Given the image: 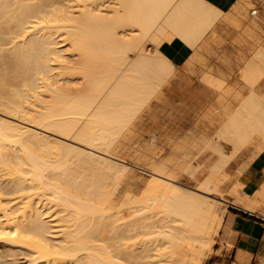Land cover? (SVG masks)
<instances>
[{"label":"bare ground","instance_id":"obj_1","mask_svg":"<svg viewBox=\"0 0 264 264\" xmlns=\"http://www.w3.org/2000/svg\"><path fill=\"white\" fill-rule=\"evenodd\" d=\"M222 11L209 0H0V246L8 255L20 250L27 264H201L224 215L221 170L252 137L264 146V93L251 88L264 73V45L240 70L251 89L206 141L218 155L199 184L112 148ZM69 163L82 176L98 172L94 185L72 178ZM130 168L149 178L124 218L108 185ZM244 187L239 179L227 191L253 209L264 186L258 197ZM136 233L147 235L138 246L129 241Z\"/></svg>","mask_w":264,"mask_h":264},{"label":"rangeland","instance_id":"obj_2","mask_svg":"<svg viewBox=\"0 0 264 264\" xmlns=\"http://www.w3.org/2000/svg\"><path fill=\"white\" fill-rule=\"evenodd\" d=\"M252 9L256 10L255 14H250V10ZM244 10L248 19H254L252 20L254 25L257 24L255 20L259 22V27L255 31L256 34H246L243 30L241 33V27L239 25L223 26L218 24L215 27L217 32L211 31L208 35L210 38L208 47L205 49L199 47L198 53V47L194 48L188 57L194 58L187 59L177 65L174 75L151 98L149 97L144 107L142 106L140 108L141 110L137 112L138 114H136L130 126L115 142V147L112 148L113 152L125 161L137 163L142 167L155 164L156 167L162 168L167 174L186 185L196 186L199 184L210 172L209 164L215 161L218 155L214 153L216 151H214L209 143H205L204 147L202 143V141L211 138L215 134L221 121V117L219 116H217V119L212 118L208 113V109L212 107V103L216 100L219 101V104H229L230 108H234L241 100L240 98L246 95L253 86L250 88L249 84L241 77V66L245 62V59L248 60L250 54L252 55V51L254 53L256 48L264 45V0H247L244 4ZM239 79L243 80L242 83H240ZM214 81L215 83H213ZM256 87L264 91V76H261ZM216 110H218V107ZM219 114L221 113L219 112ZM218 141L223 144L224 154L231 153L229 152L231 147L228 143H225L220 138ZM259 143L260 139L258 137H252L232 156L226 167L221 170V174L227 172L229 175H227L228 179L221 183V191L226 199L234 200L227 189L234 180L239 167L241 165L246 166L256 157L264 153V147L261 149L258 148L260 146ZM50 156L51 159L54 158V156ZM73 160L75 163L74 157L70 161L73 163ZM187 164L197 166L196 170L192 171V175L186 172ZM68 166L71 177L73 175L72 178L75 177L74 173H76V176L79 173L81 175L80 171L77 172L78 168L75 169L76 164L72 165L69 163ZM70 167L75 171L70 169ZM146 168L149 167L147 166ZM81 171L83 172V170ZM70 172L68 171L67 174L69 175ZM92 172L98 174V172H94L93 170ZM92 172L91 174H93ZM47 173V176L49 174L51 175H49L50 179L52 178V174L55 175L54 178L58 177V173ZM220 173L219 175L221 176ZM96 174L93 175L96 177ZM82 175L80 177L78 176L80 179L77 178V181L80 180L82 182L79 183L80 185H83L84 182L88 186L89 184L94 185V176L91 179L86 174L85 176L88 175V178L86 177L87 180H85V176ZM59 178L62 182L69 180V176L66 177V174H62V176L59 174ZM148 178L147 173L140 172L136 168H130L118 179L114 178L116 183L114 179L109 181L108 186L112 184L108 188L112 200V209L116 210L119 204V211L122 214L119 211L118 214L124 216V218L125 215L128 216L127 212H130L128 210L129 207H127L129 197L132 195V197H138L142 194L141 191L145 187L144 185L147 183ZM89 179L92 180V183L88 182L90 181ZM227 204L228 202L218 203L217 212L224 211L225 214L228 209ZM120 226L119 228L121 230L123 228V230L121 231L119 229L117 232L122 234L125 232V227L124 225L123 227ZM220 229H222L221 234ZM220 229L214 235L215 240L209 251L210 253L203 258L201 264H247L246 259L243 257L231 261L233 259L227 256L223 261V253L230 249L231 242L228 240L230 232L223 234V227L221 226ZM124 234L126 235V233ZM124 234L122 235L124 236ZM140 234L138 235L136 233V236L129 239V241L134 239V243L136 242L134 245H140L143 238L147 236L142 233ZM110 235L112 234H109V237ZM113 238H115V235ZM108 240L111 239H107L106 241ZM114 240L116 241L117 239L115 238ZM114 240L112 239L110 244H112L111 242H115ZM0 252H2L0 264H27L28 262L26 260L27 258H25L27 256H24L25 254L20 250H17L16 255L11 256L6 253V248L0 246ZM210 255L216 256L208 260L207 258Z\"/></svg>","mask_w":264,"mask_h":264},{"label":"crops","instance_id":"obj_3","mask_svg":"<svg viewBox=\"0 0 264 264\" xmlns=\"http://www.w3.org/2000/svg\"><path fill=\"white\" fill-rule=\"evenodd\" d=\"M209 1L216 4L218 7L223 9V11L222 14L219 16V18L216 19V21L213 23L212 27L205 33L203 39L196 46L198 47L197 53L199 51V47H203L204 49L208 47V44L210 42L209 40L210 38L208 37V35L210 34L211 31L217 32V29H215V27H217L218 24L223 26L239 25L241 27V33L243 30L245 31L246 34H250V35L256 34L255 31L259 27V22L255 20L257 24L254 25L252 22V20L254 19L247 18L246 12L244 10V4L247 0H209ZM191 58L193 59L194 57H190L187 59H191ZM246 60L247 59H245V61ZM173 75L174 72L166 79V81L169 78H171ZM261 76H264V73H262ZM260 78L252 87L253 90H255L259 94L264 93V91H261L256 87ZM239 80L240 83H242L243 80L242 79ZM217 107L218 110H215ZM234 108H230L229 104H224V105L219 104V101L216 100L214 101V103H212V107L208 109V113L210 112L209 114L214 119H217V116L221 117V121L219 124L220 127L223 121L225 120V118ZM219 112L222 115L219 114ZM208 140L206 139L205 141H203L202 142L203 145L207 143L206 141ZM218 143L221 146L223 145L219 141ZM262 147L264 146H261L260 144L258 148L261 149ZM132 164L138 165L137 163H132ZM239 179L243 182V187L245 186L244 190L248 195L250 196L254 195L255 197H258L255 195V191H258L261 188V186H264V153L256 157L251 163H248L246 166L241 165L237 173L235 174L234 180L232 181L229 187H231L234 183L238 182ZM220 190H221V186H220ZM259 201L260 203L257 206H255L253 209H247L244 208L237 200H232V199L228 200L226 198L225 200H223L222 203L228 202L227 204L228 209L226 213L223 215L224 217L222 219L220 227L221 226L223 227V233H224V228H227V233L230 232L228 240L231 242L230 249L226 252L224 251L223 253V257H222L223 261L226 259L227 256L230 259H233L231 261H235L236 259L243 257L244 259H246L247 264H264V199H260ZM221 233H222V229H220V234ZM215 256L216 255H210L207 259L209 260L210 258Z\"/></svg>","mask_w":264,"mask_h":264},{"label":"built area","instance_id":"obj_4","mask_svg":"<svg viewBox=\"0 0 264 264\" xmlns=\"http://www.w3.org/2000/svg\"><path fill=\"white\" fill-rule=\"evenodd\" d=\"M256 13V10L255 9H252V14H255Z\"/></svg>","mask_w":264,"mask_h":264}]
</instances>
